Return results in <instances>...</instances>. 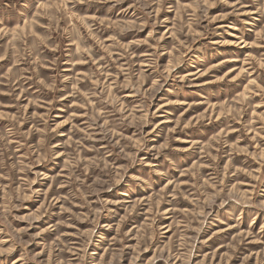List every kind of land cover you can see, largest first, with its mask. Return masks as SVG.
Instances as JSON below:
<instances>
[{
  "label": "rangeland",
  "instance_id": "obj_1",
  "mask_svg": "<svg viewBox=\"0 0 264 264\" xmlns=\"http://www.w3.org/2000/svg\"><path fill=\"white\" fill-rule=\"evenodd\" d=\"M0 264H264V0H0Z\"/></svg>",
  "mask_w": 264,
  "mask_h": 264
},
{
  "label": "bare ground",
  "instance_id": "obj_2",
  "mask_svg": "<svg viewBox=\"0 0 264 264\" xmlns=\"http://www.w3.org/2000/svg\"><path fill=\"white\" fill-rule=\"evenodd\" d=\"M230 61V60H229ZM224 62V61H223Z\"/></svg>",
  "mask_w": 264,
  "mask_h": 264
}]
</instances>
